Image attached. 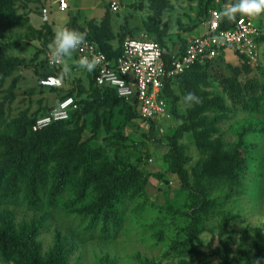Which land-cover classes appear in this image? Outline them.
<instances>
[{
	"label": "rangeland",
	"instance_id": "obj_1",
	"mask_svg": "<svg viewBox=\"0 0 264 264\" xmlns=\"http://www.w3.org/2000/svg\"><path fill=\"white\" fill-rule=\"evenodd\" d=\"M66 2L60 10L58 0H0V53L29 64L0 82V137L54 110L77 81L90 83L74 52L67 74L62 61L52 64L57 29L91 26L113 47L126 38L176 47L236 0ZM251 18L264 31V13ZM250 51L225 50L204 78L177 80L154 120L97 108L86 94L73 99L71 122L46 130L73 133L55 142L49 163L55 172L71 157L73 178L52 205L50 184L38 204L23 191L0 203V264H264V33ZM233 74L237 81L225 83ZM58 76L64 88L49 83ZM188 92L201 102L186 106ZM97 206L111 219L91 228Z\"/></svg>",
	"mask_w": 264,
	"mask_h": 264
},
{
	"label": "built area",
	"instance_id": "obj_2",
	"mask_svg": "<svg viewBox=\"0 0 264 264\" xmlns=\"http://www.w3.org/2000/svg\"><path fill=\"white\" fill-rule=\"evenodd\" d=\"M60 10H66V0H58ZM219 11H211L205 32L187 41L186 48L180 55H171L164 60L168 52L152 39L126 38L120 53L110 59L97 43L85 40L74 53L81 57H95V67L91 71L97 86L113 88L116 95L129 103H136L138 115L145 120H154L164 110L163 89L166 80L179 76L195 63L209 61L225 50H238L249 54L254 42L263 33L251 16L237 18L230 27H222ZM60 61L52 60L56 66ZM76 106L72 97L62 99L58 106L46 115L35 119L32 131L48 127L53 122L69 118V113Z\"/></svg>",
	"mask_w": 264,
	"mask_h": 264
},
{
	"label": "trees",
	"instance_id": "obj_3",
	"mask_svg": "<svg viewBox=\"0 0 264 264\" xmlns=\"http://www.w3.org/2000/svg\"><path fill=\"white\" fill-rule=\"evenodd\" d=\"M241 16L247 15L237 14L236 19ZM235 20L229 22L226 18L221 17L220 22L222 27H230L234 24ZM68 28L85 33L86 40L97 43L99 48L110 59L116 58L119 55L121 45L124 40L120 42L118 46L113 47L109 42H103L100 38H98L97 35L99 34H97L96 30L91 26L89 27L87 32L86 30L75 26L74 23L68 25ZM111 37L112 36H108L107 39H110ZM152 40L157 41L160 46L168 52V54L163 55L164 60H169L172 54L176 56L183 53L187 44V41L183 40L180 42L179 46L167 47L159 40ZM28 65L29 64L26 63L25 59L9 57L4 55L3 53H0V82L3 81V79L9 77L15 70L21 67H27ZM208 65L209 61L200 63L197 62L183 74L166 80L165 88L163 89V97L164 93H166L167 90L172 86V84L177 80L181 79V81L186 83L188 80L193 78H204L205 70L207 69ZM89 75L91 81L87 85V88L80 85L79 81H77L75 86V94H73V91L70 90L67 92L65 97L69 96L75 100V98L81 97L82 95L86 94L89 98L92 99V101L96 102L97 108L101 106H105L108 108L120 107L126 114H129L131 118H138L139 115L135 109V102L129 103L119 98L113 88L107 86H97L94 81V74L92 72H89ZM232 76H230L229 78H225V83L229 84L230 80L236 82V75H234V77ZM72 114L73 113L70 112L69 118L67 120L53 122L48 127L36 132L32 131V125L35 119L32 120L31 124L28 125V127L27 125H14L12 127H14L15 129V137H0V150L2 156L0 157L1 159H3V162L0 165V203L8 199H16L18 197V194L23 191L26 199L29 200V203L31 205H34V203L38 204L41 199V192H44L48 184H50L51 190L50 192L48 191V201L52 205L55 202L56 197L64 191V188L69 179L73 178L69 163L71 157H68L61 162L68 163L62 169L58 168L57 171L53 172L49 168V163L52 161L50 152L58 139L69 142V137H71L73 133L64 131L63 134L59 131L58 133L53 134L46 130L58 123L67 124V122H71L69 121V119ZM152 127L153 125L151 124L150 130H152ZM65 152L66 150L62 152V155ZM89 180L90 179H86L84 181V184L86 185ZM123 183L125 184L126 181H123ZM83 187L85 186H83L82 184V186H80V189ZM80 192L84 193L83 191ZM97 207V210L93 213L92 222L90 224L91 228L95 225L100 216H103L104 218L111 217L109 211H107L106 209L104 210V208L101 206ZM87 209L89 210V208ZM189 218L190 226L188 228L189 232L185 245L193 246V240L196 237L198 227L196 209H192L189 211Z\"/></svg>",
	"mask_w": 264,
	"mask_h": 264
},
{
	"label": "clouds",
	"instance_id": "obj_4",
	"mask_svg": "<svg viewBox=\"0 0 264 264\" xmlns=\"http://www.w3.org/2000/svg\"><path fill=\"white\" fill-rule=\"evenodd\" d=\"M264 13V0H236L235 3H229L219 13L222 18L229 22L236 19L237 14L257 17ZM86 40V34L75 29L66 27L56 30L54 39L49 45L51 56L57 61L63 62V71L67 74L71 71L67 60L71 58L72 53L76 51ZM95 57H81L77 64L80 68L92 71L95 67ZM186 106L192 107L201 102L200 98L194 92H188L182 97Z\"/></svg>",
	"mask_w": 264,
	"mask_h": 264
},
{
	"label": "water",
	"instance_id": "obj_5",
	"mask_svg": "<svg viewBox=\"0 0 264 264\" xmlns=\"http://www.w3.org/2000/svg\"><path fill=\"white\" fill-rule=\"evenodd\" d=\"M49 83L55 88H64L65 86V81L62 76H58L57 78H50Z\"/></svg>",
	"mask_w": 264,
	"mask_h": 264
},
{
	"label": "crops",
	"instance_id": "obj_6",
	"mask_svg": "<svg viewBox=\"0 0 264 264\" xmlns=\"http://www.w3.org/2000/svg\"><path fill=\"white\" fill-rule=\"evenodd\" d=\"M115 47V46H114ZM89 72H91V71H89Z\"/></svg>",
	"mask_w": 264,
	"mask_h": 264
}]
</instances>
